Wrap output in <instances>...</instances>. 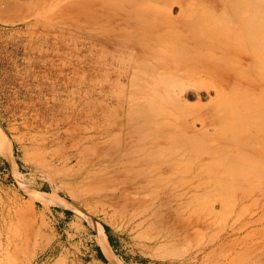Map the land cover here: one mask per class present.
<instances>
[{
	"label": "rangeland",
	"instance_id": "1",
	"mask_svg": "<svg viewBox=\"0 0 264 264\" xmlns=\"http://www.w3.org/2000/svg\"><path fill=\"white\" fill-rule=\"evenodd\" d=\"M100 1L92 9L87 0H0V264H264V68L249 73L257 84L233 93L229 129L219 117L203 127L195 118L210 115L215 88L175 65L168 75L191 85L170 104L171 91L155 81L166 70L143 56L172 54L171 42H127L143 28L133 8L159 9L161 21L169 7L168 20L194 23L186 28L201 49L178 51L193 59L212 49L220 25L234 33L230 22L243 18L254 32L264 0L94 8ZM257 100L263 164H223L238 152L231 134L243 141L239 157L253 155L248 109ZM178 107L196 111L184 118ZM185 129V143H171ZM200 137L209 154L198 162L188 143Z\"/></svg>",
	"mask_w": 264,
	"mask_h": 264
},
{
	"label": "bare ground",
	"instance_id": "2",
	"mask_svg": "<svg viewBox=\"0 0 264 264\" xmlns=\"http://www.w3.org/2000/svg\"><path fill=\"white\" fill-rule=\"evenodd\" d=\"M49 0H42V3L48 2ZM98 0H87L88 8L92 7L93 4ZM182 0H167L169 3H179ZM104 2L100 1L98 7H94L100 10L104 9ZM76 4V3H75ZM74 4V5H75ZM220 5V4H219ZM86 8V7H85ZM93 9V7H92ZM169 7H165L164 11H167L166 17H164L161 21H155L159 16L161 11L159 9H155L154 7L150 8H133L129 13L134 18L133 22L135 25H142L143 28L142 33L139 32H131L130 36H127V42L131 37L138 38H149L155 41V43L160 44L163 41H170V46L172 49H175L176 52L172 54L165 55L164 57H160L152 51L144 52L143 59L145 60H155L157 62V69H165L166 72H162L159 77L155 80L159 86L166 87L171 91L169 102L174 105L179 102L181 97L188 92V89L191 84H189L186 80H177L174 77L168 75L167 70L175 65H186L190 66V73L188 76L189 81L195 82H203V84L210 89L215 88V96L216 98L211 100L209 106L207 107L210 115L206 116L207 118H195L203 121V127L212 126L216 118H221L219 121V126H225L226 129H229L230 123H227L226 120L231 119L234 116V110L230 107V102L235 98L233 93L245 91L250 88L252 85L257 84L258 81L252 80L249 76L253 71L263 73L264 68V22L260 20L256 24L255 31H251L250 28L252 25L249 24L248 20L240 19L238 21H231L230 25L235 28L234 33H231L225 29L223 25H220L217 29V36L214 38L211 43L212 49L208 50L203 55H200L196 58H186L183 59L184 55L182 53H178L179 50H188L190 52H195L196 50L201 49L200 39H198L195 33H191L186 26H193L194 23L192 21H184V23H178L173 21V19L168 20L167 16H169ZM99 11V10H98ZM238 17V16H237ZM95 21V19H94ZM96 22V21H95ZM92 25L91 27H93ZM136 26V27H138ZM93 27L92 29H94ZM99 28V27H98ZM100 29V28H99ZM157 30V31H156ZM102 33V32H101ZM100 33V35H101ZM141 34V35H140ZM98 32L94 29L91 32L92 37H96ZM103 35H106L103 34ZM99 37V36H98ZM101 37V36H100ZM103 37V36H102ZM193 37V39H191ZM124 36L120 37L119 41L122 46H125V42L123 40ZM233 40H231V39ZM136 38H132L131 41ZM172 39V40H171ZM153 41V43H154ZM152 43V44H153ZM232 43V44H231ZM235 44V45H233ZM250 44H255V49L250 47ZM232 45V46H231ZM171 49V50H172ZM173 51V50H172ZM204 51V50H203ZM200 52V51H199ZM197 53V52H196ZM168 56V57H167ZM198 64L200 65V70H197ZM237 67V70H233V68ZM159 69V70H160ZM209 70V71H208ZM233 72V73H232ZM232 73V76H230ZM250 73V74H249ZM148 76V75H147ZM142 74L143 78H146ZM140 79V78H139ZM261 79V86H263V77ZM153 80V79H152ZM231 92V94H229ZM263 95V89H262ZM177 95V96H176ZM199 99V97H198ZM252 99L250 100V102ZM186 108L178 107L176 108V113L180 110L185 111ZM249 110V117L252 124H254L257 128L253 134L248 135L247 139L250 142L257 143V146L250 147L251 151H253V155L249 158H241L239 157L238 152L243 151V147L241 146V142L235 138V135H230L227 139V143H233L238 148V152L233 155L234 163H231L233 158L230 160H225L223 164H263V100H257L253 103ZM196 111L193 110V107H187L184 118L189 115L190 112ZM259 118V119H258ZM213 131L217 135L218 128H214ZM2 134V133H1ZM188 134V130L185 129L183 134L174 133L171 136L170 141L173 144L179 145L181 143H185V136ZM207 138L200 137L196 142H190V152H193L199 157L207 156L209 153L205 149ZM249 142V143H250ZM239 145V147H238ZM5 146V145H4ZM3 149V148H2ZM204 153V154H202ZM199 162V161H198ZM17 171V170H16ZM19 172V171H18ZM17 173V172H16ZM18 175V174H17ZM16 176V175H15ZM17 178L19 176H16ZM231 173L227 174V177L217 181L214 183L223 186L226 185V182L229 178L232 179ZM241 178H245L241 176ZM19 180V179H18ZM18 182V181H17ZM21 182V181H20ZM180 184V182L178 183ZM115 264H122L120 261L113 260Z\"/></svg>",
	"mask_w": 264,
	"mask_h": 264
}]
</instances>
